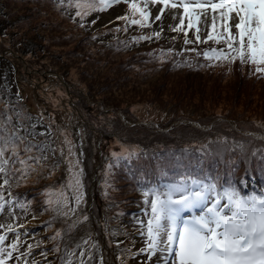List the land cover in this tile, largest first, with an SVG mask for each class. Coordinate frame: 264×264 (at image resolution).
Wrapping results in <instances>:
<instances>
[{
    "label": "trees",
    "instance_id": "trees-1",
    "mask_svg": "<svg viewBox=\"0 0 264 264\" xmlns=\"http://www.w3.org/2000/svg\"><path fill=\"white\" fill-rule=\"evenodd\" d=\"M18 1L0 0V16H2L4 21L1 26L2 29H5L4 31L0 30V61L8 63L11 68L14 67L15 71L13 73L18 70L21 72L24 71V67L18 61L14 60V56L11 54H4L3 50L8 48V44L13 43L16 38L20 41V46L23 49V52L20 54L26 58L25 54L38 53L39 55L42 49L47 48V36L41 35V31L50 32L49 42L57 45L60 43L56 42L60 40L70 41L73 38L74 29L70 24L77 29H83L91 27L94 24L93 21L97 23L100 20L101 12L96 11L91 12L83 19L77 17L75 14L77 9L74 6H69V0H63V2L62 0H28L29 8L27 12L31 13L36 9H40V4L45 5L48 3L49 7L44 11L48 17L39 23L36 21L37 25L34 26L33 31H35L34 33H38L39 36L23 38L20 37V34H17V30H15L16 25L17 23L20 25L31 16L27 13L19 14L20 10L13 8ZM15 10L16 12H13ZM126 14L130 15L129 10L123 15ZM52 15H58L60 21L56 20ZM136 18L139 17L137 16ZM62 22L65 25L67 24V26L69 25L72 31L67 26H62ZM150 24L152 25L151 19ZM126 27L127 30L125 31L124 29ZM155 31L157 30H152L151 27L140 28L138 26H128L127 21L118 19L114 23L103 24L93 32V43L96 50L92 56L90 55L91 60H89V57L86 58L88 61L81 58L83 62L86 61L85 63L89 64L90 62L91 65L93 64V66L90 65L91 71L93 70L94 72L92 80L95 81L96 77H99V80L96 81L100 85L98 90L105 92L107 96L103 104L111 107L108 111H88L92 119H99L102 116H106V114H111L110 116L114 117L113 124L109 126L104 123V126L113 128L112 130L115 133L137 132L139 135L153 134L163 139L159 140L160 142L168 143L161 156L163 160L156 161H153L151 156L147 157V155H144L143 150L136 152V147H130V149L134 148L136 152L134 157L136 159L132 157L124 158L122 161L127 162L122 164L123 167L120 168L117 166L114 168V177L111 179L110 197L108 196L103 200L100 195H97V180L99 177H96L94 180L95 187H93V192L95 196L91 197V193L86 195V199L89 202L93 200L91 207L93 214H97L100 217V210L105 208L111 209L109 219L117 225L116 229H118V232H121L120 234H125V232L129 233L131 236L127 235L128 239L132 235H136V238L133 237L136 240L138 236L133 227L128 226L126 231L123 232L122 229L120 230L118 223L125 226L123 221H132L137 216V212L147 207L143 203L141 191L142 189L150 187L152 184L171 183L183 174H189L198 178H216L219 176L221 182L234 179L239 184L238 179L247 172V178L254 176L259 179L262 186L261 192L264 190V160L261 159V155L264 154V140L254 139L252 136L240 133V130H261L264 132V77L259 74H253L252 69L248 65H241L239 62L233 64L224 61L217 62L215 60L209 62L203 55H197V52L203 53L211 48H217L218 44L212 41L201 43L189 38L188 40L192 42L186 44L182 43L183 39L176 35L166 38L160 35L157 39L154 36ZM141 36H149L152 38L138 41L133 39L134 37L138 38ZM89 37H91L90 34H87L84 38ZM100 38H102L101 41H95L100 40ZM206 38L201 37V41ZM75 48L74 50L77 49ZM192 49H195V51H192ZM118 61L121 62L118 63ZM117 69L119 70L117 71ZM113 71L117 73L116 76H111L114 73ZM156 73L162 74L174 86L177 94L182 96L179 100H174L171 97L172 104L170 107L169 102L167 103L169 101L167 98L163 101L160 100L161 93H163L164 89H159L153 83L152 87L147 84V81H151ZM90 76H92L91 73ZM111 77L113 80L108 83ZM40 82L37 81L35 85L42 87ZM110 86L112 87L108 91ZM175 90L171 89L170 91H174L175 94ZM16 94L12 91L9 93L12 103H15L16 100L19 102V95L16 96ZM168 94L171 93L169 92ZM53 95L51 93V96ZM56 95L60 98L58 106L61 105V102L66 96L68 97L65 99L68 101V106H72L71 109L73 108V104L69 102L73 97L70 92L64 90L62 95ZM88 95L93 97V99H96L95 96H97V94H90L89 91ZM122 96L129 98L127 101H130L133 105L130 109L124 107L123 104L119 106L113 101L118 100ZM144 96H149V98H142ZM150 97L156 98L157 101H154ZM79 99L82 101V97ZM213 101L223 103L226 106L225 109L221 111L214 110V107L207 104ZM120 102L123 103L126 100ZM1 103L5 104L4 101ZM17 105L11 107V116L21 111ZM151 105L160 106L159 110L168 114L166 121H159V125L167 127L171 124L170 128L162 131H151L143 124L135 123L129 125L128 123H124L114 111L116 108L121 109L127 120H129L128 115L132 112L131 108H134L143 116L148 117V108L151 109ZM62 106H64V103ZM74 109L73 111L75 113L82 112L85 108H82L80 104L79 106H74ZM57 110L60 111L59 108ZM91 112L95 114L96 118L94 115H91ZM7 113L9 114L8 111ZM66 114L67 111L65 113L63 112V118ZM149 115H151L150 112ZM134 116L138 117L136 114ZM177 120L182 121L175 123ZM193 121L198 122L202 126H207L209 123L211 125L208 128H202L199 124L195 125ZM222 133L230 135L232 138L240 141L239 151L213 153V146L215 147V144L212 143V137ZM113 136H115L114 133ZM126 148L128 149V146ZM210 152L212 154L208 155ZM116 153L117 151H113L111 156ZM229 153H232L233 156ZM210 156L211 158L207 162L199 159ZM231 161L232 165L230 164ZM110 162L112 163V160ZM96 163V161L93 162V165ZM220 165H224L225 167L232 166L233 174L228 175L223 173L218 175L215 172V168ZM91 166L92 164L88 166L87 175L89 178ZM105 170H108V167ZM144 173H147V175L144 176ZM165 173L167 174L165 175ZM122 176L124 177L123 179ZM88 180L90 182V179ZM12 183L13 187L10 189L12 196L19 197L21 201L29 204L27 210L17 207L15 209L16 217L11 220L19 228L21 238H24L26 241L24 232H36L37 230L34 228L19 227L23 224L25 218H27V211L34 209L32 199L37 205V208L44 211L40 218L36 219L41 226H48L53 221V216L49 215L47 210H45L47 209L45 204H39V201H35L36 197L32 198V191L26 189L21 190L20 187L24 185V182L19 187L15 186V180ZM25 185L28 186L27 184ZM240 187L243 194H251L253 191L261 194V192L254 189H243L241 185ZM4 194L6 198H12L8 195L7 191ZM116 209L119 211L118 213L115 212ZM21 212H24V215H20ZM58 217L64 219L62 215ZM140 218L144 219L142 217ZM0 222L6 221L2 220ZM102 225L103 221L101 220ZM102 228L105 232L102 233L103 236L101 234L99 236L103 240L96 241L95 244L97 247L92 248V251L88 252L91 255V259H88V254L84 257L86 264H89L94 258L96 263L99 260L98 264H101V258L102 264H115L114 260L116 256L114 254L126 264L130 256L124 250L125 245H127L126 241L118 239L119 237H116L108 226L106 228L103 225ZM67 229L68 227L65 228V230ZM55 233L50 234L51 237ZM64 235L66 237L68 233ZM108 238L112 239L107 240ZM51 241L53 246L58 245L60 247L63 241L66 242L65 248L66 245H70L69 241L63 239ZM64 249L60 250L59 254H56L58 259L51 264H62L63 261L69 259L68 256L63 257ZM97 251L101 253V256L96 255ZM107 253L111 255L112 260L109 259ZM32 256L34 257V255L27 257L29 262ZM98 257L99 259H97ZM77 260L80 264L79 258H75L76 263ZM48 262L50 261L46 260L45 264H48Z\"/></svg>",
    "mask_w": 264,
    "mask_h": 264
},
{
    "label": "rangeland",
    "instance_id": "rangeland-1",
    "mask_svg": "<svg viewBox=\"0 0 264 264\" xmlns=\"http://www.w3.org/2000/svg\"><path fill=\"white\" fill-rule=\"evenodd\" d=\"M40 6V9H36L32 11V13L27 12V9L29 8L28 0H19L18 3L13 6V8H15L16 10H20L19 14L27 13L31 16L27 20L23 21L20 25L17 23L15 30H17V34H20V37L30 38L33 36H39L38 33H34L35 31H33V28L35 25H37L36 21H38L39 23L43 19H47L48 15L45 14L44 11L49 7V4H40ZM149 7L152 12L151 29L157 31H160L162 29L161 35L163 38L176 35L183 39L182 43H185V39L188 40L189 38L196 41L195 27L186 32V29H189L187 27V24L189 22L187 17L184 18V31L174 32L171 30L173 27H177L180 25V19L183 16V9L181 7L178 6L176 9H165L160 21H155L154 17L158 14V9L162 8L163 6L150 5ZM16 10L13 12H16ZM128 10V5L121 3L120 5H115L112 8L101 12L100 20L97 23H94L91 27L77 29L72 24H70L74 29L73 38L70 41L60 40L56 42L60 43L57 45L49 42L50 32L39 30L41 31V35L47 36L46 39L48 40L46 41V44H48L46 46L47 48L42 49L39 55L38 53H28L25 54L26 58L21 56L20 53L23 52V49L20 46V41L17 38L13 43L8 44V48H5L3 50L4 54H11L12 56H14V60L18 61L19 64L24 67V71L21 72L18 70L13 73V71H15L14 67L11 68L8 63L0 61V103L3 101L5 102V104H0V131L6 129L8 134L19 131V134L26 138V143L31 142L36 145H46V151L44 154L47 155L48 160L44 162L43 167H38L35 172L31 173V175L27 179V182H21V184L23 183L24 185L20 187L21 190L26 189L28 191H32V198L36 197L35 201H39V204H45L44 202L47 199V197L45 196L46 191L50 189L58 190L60 187L66 184L71 176V172L69 169L72 167V164H75L77 160L79 161L78 169L83 170V183L86 195H89L91 193V197L95 196V193L93 192V187H95L94 180L96 179V177H99V179L97 180V195H100L103 200L108 196L110 197V188L112 185L111 179L112 177H114V168L117 166H119L120 168L123 167L122 164L127 162L122 161L124 158L132 157L136 159L134 157L136 155V152L138 150H143V154L147 155V157L151 156V159L153 161L163 160V157L161 156L163 155L165 146L168 145V143H165L163 141L160 142L159 140L163 139H161L158 135H139L137 132H128L121 134L119 132L115 133L112 130L113 128L111 129L104 126V123L109 126L113 124L114 117L110 116L111 114H106V116H102L99 119H97L95 114L92 112L91 115H94L96 119H92L88 114V111H108L111 108L103 104L107 96L105 92L98 90L100 85L96 81L99 80V77L97 76L96 80L93 81L92 79L94 76V72L93 70L91 71V64L90 62L89 64L85 63L86 61H88L86 60V58L89 57V60H91V56L96 50V47L93 43V32L103 24L114 23L117 20L118 16H122ZM52 16L56 18V20L60 21V17L58 15ZM3 23L4 21L2 19V16H0V30L2 31L5 30L2 29L1 26ZM210 24V17L207 21H205L204 16H201L200 23L196 25V27L200 28V37H207L208 33L210 32ZM62 26H67V24L65 25V23L62 22ZM67 27L70 28L69 25ZM70 30L72 31L71 28ZM185 32L187 33V36H185ZM87 34H90L91 37L84 38L87 36ZM101 40L102 38L95 41L99 42ZM74 48L76 50H74ZM81 58L86 61L83 62ZM120 62L121 61H118V63ZM91 66H93V64ZM118 70L119 69H117V71ZM113 72L114 73H112L111 76H116L117 73L115 71ZM90 73L92 74V76H90ZM112 80V77L109 78L108 83H110ZM37 81H41L40 85L42 87H37L35 85ZM152 83L154 84V86L159 87V89H164L163 93H161L160 100L163 101L165 98H167L169 100L167 101V103L169 102V107L172 104V100L170 99L171 97L174 100H179L180 98H182L181 95L177 94L174 86L162 74L156 73L151 81H147V84L150 87L153 86ZM111 87L112 86H110L108 91H110ZM171 89H174L176 93L174 94V91H170ZM64 90L70 92L73 95L72 99L69 100V102L73 104L72 109V106H68V101L65 100L66 98H68L66 96L64 97L65 99L61 102V105L58 106V101L60 98L56 94L62 95ZM11 91L17 93L16 96L19 95V102H17L16 100L15 103H12V100L9 97V93ZM88 91L92 95L97 94V96H95L96 99L90 97L88 95ZM169 92L171 94H168ZM28 93H31V96L37 102V109L35 107H31V99H29L30 96ZM51 93H53L54 95L51 96ZM80 97H82V101L79 99ZM142 98L148 99L149 96H144ZM119 99L120 101L126 100L127 103H121ZM128 99V97L122 96L121 98H118V100L113 101L116 102L119 106L123 104L124 107L130 109V107L133 105L130 101H127ZM152 99L154 101H157L156 98ZM84 102H86V104H84ZM63 103L64 106H62ZM80 104L82 108L85 109H83L82 112L74 113V106H79ZM207 104L214 107V110L218 111H221L226 107L219 101H213L212 103ZM15 105L19 106L21 111L11 116V107ZM151 107L153 109L148 108V117L143 116L140 112H138L134 108H131L132 112L130 115H128L129 120H127L121 109L116 108L114 111L124 123H128L129 125L135 123L143 124L148 130L151 131H162L170 128L171 124L167 127H162L161 125H159V121H166L168 114L159 110L160 106L151 105ZM58 108L61 112L57 110ZM189 108L191 107L189 106ZM17 110L19 109L17 108ZM7 111L9 112V114L7 113ZM65 111H67V114L63 118V112L65 113ZM149 112L151 115H149ZM134 114H136L138 117L134 116ZM181 121L182 120H177L175 121V123H180ZM193 123L195 125L199 124L195 121H193ZM210 125L211 123H209L207 126H200L202 128H208L210 127ZM240 131L241 134L252 136L254 139L258 138L264 140V132L261 130ZM113 133L115 134V136H113ZM239 142L240 141L232 138L230 135H227L225 133L214 135L212 137V143L215 144V147L213 146V153H221V151L237 152L239 151ZM126 146H128V149L126 148ZM21 147H23V145ZM130 147H136V152L134 148L130 149ZM69 148H71V156H69ZM113 151H117V153L111 156ZM61 152H63V155H61ZM210 154H212V152H210L208 155ZM229 154L233 156L232 153ZM32 155H41V153L34 149ZM209 158H211V156L199 159H203L205 162H207ZM111 160L112 163L110 162ZM69 161H71L72 163L70 164ZM95 161L97 163L93 165V162ZM53 164H58V166L55 168L54 172L49 175V169ZM91 164L92 166L90 167L89 178L87 173L88 166H90ZM230 164L232 165V161ZM17 167H19V165H17ZM107 167L108 170H105ZM145 167L148 168L147 165H145ZM224 167V165L216 167L215 172L218 175H221L223 173H226L228 175L233 174L232 166H226L225 168ZM145 175H147V173H144V176ZM123 178L124 177L122 176V179ZM88 179H90V182H88ZM25 184H27L28 186H26ZM32 202L34 209L28 210L29 212L27 211V218H25L22 225L23 227L32 229L34 228L37 230L36 232L25 231L24 233L25 238L27 239L26 241L24 240V238H21V240L25 244V247L21 248V251H24L26 249L27 244L34 245L32 254L34 255V257L32 256L30 258L31 264L33 261L37 262V264H45L46 260L54 263L58 259V256L56 254H59V252L52 251L55 246L52 245L50 234L60 231L62 235L68 233V235L63 240H67L70 243V245H66V248V242L63 241L61 243L60 250H63L65 248L63 257L67 256V251L75 250L77 252V256L72 258L73 264H79L78 260L77 263L75 262V258H79L80 252V249H76V245L81 243L85 239H89L94 243H96V241H102L103 239L99 235H102V233L105 232L102 228L103 225H105L106 228L108 226L111 232H113L116 237H119L118 239L126 241V244L128 246L125 245L124 250L130 255L126 264H144V262H146V257L132 255V253L137 252V250L143 246V237L140 236L136 240L133 238H136V235H132V237H129L128 239L127 235H131L125 232L128 226L139 230V225L136 222V217L130 222L123 221V224L125 226L118 223L120 230L122 229V231L125 232V234H120L121 232H118V229H116L117 225L112 223L109 219V216L111 214L110 211L112 210L106 208L100 210L99 217L97 214H93L91 210L93 200L92 202H89L88 199H86V203L83 204L77 212V217L80 218L81 225L78 224L75 228L72 229L71 232H67L65 228L69 227V225L72 223V220H75L77 217H72L71 219L66 220L65 218L63 219L61 217H58L59 215H57L56 212H54L50 208H47L48 214L53 216V221H51L48 226H41L36 219L40 218L41 214L44 213V211L37 208V205L34 203L33 199ZM115 212L118 213L119 211L116 209ZM139 213L142 214V217L144 219H146V217L144 216V211L140 210V212H137V215ZM20 215H24V212H21ZM84 215L88 216L89 219L87 221H83ZM2 220L11 222V220L9 221V218L7 216H4L3 219H0V221ZM101 220L103 221L102 226ZM11 239L12 234H9V241H6V243H9ZM110 239L112 238H108L107 240ZM38 241L41 242L40 246L35 247V244ZM90 251H92V248L88 247V252ZM42 252H47L46 259L43 255H41ZM96 255L101 256V253L97 251ZM107 255L109 259L112 260L111 255L108 253ZM114 256H116V259L114 260L115 264H124L121 259L117 257V255L114 254ZM97 259H99V257ZM60 262H62V260H60ZM98 262L99 260L96 263L94 258L89 264H98ZM9 264H13V262L10 261ZM153 264H155V258H153Z\"/></svg>",
    "mask_w": 264,
    "mask_h": 264
},
{
    "label": "snow or ice",
    "instance_id": "snow-or-ice-1",
    "mask_svg": "<svg viewBox=\"0 0 264 264\" xmlns=\"http://www.w3.org/2000/svg\"><path fill=\"white\" fill-rule=\"evenodd\" d=\"M121 3L128 5L130 15L118 16L117 19L127 21L128 26L140 28L151 27L150 5L163 6L158 9L155 21L162 19L165 9L181 7L183 16L180 25L173 27L172 31H184V18L187 17V27H195L196 42L212 41L224 45L220 49L197 52V55H203L209 62H239L248 65L253 74L264 77V0H69V6H74L76 16L82 19L91 12H104ZM201 16L205 21L209 17L211 19L210 32L203 41L200 28L196 27ZM161 31L154 32L155 38L160 37ZM151 38L141 36L133 39ZM191 42L185 39L186 44ZM25 140L19 131L11 134L6 129L0 131V219L4 216L9 221L14 219L17 207L27 210L28 203L12 196V181L15 180V186L19 187L48 160L44 154L46 145L26 143ZM34 149L41 155H32ZM261 159L264 160V154ZM78 165V160L72 164L70 179L64 186L45 192L47 208L66 220L77 217V212L86 203L83 170L78 169ZM57 166H51L49 175ZM247 176L246 172L237 184L234 179L221 182L219 176L198 178L183 174L171 183L152 184L142 189L143 203L147 206L143 210L146 219L137 218V223L143 246L132 255L146 257L144 264H153V258L155 264H264V190L261 194L255 191L243 194L240 185L247 186ZM6 191L11 199L5 197ZM88 219L87 215L83 216V221ZM79 223V217L72 220L67 231L71 232ZM9 234H12V239L6 243ZM64 238L61 232H56L50 239ZM40 243L38 241L35 247H39ZM23 247L25 244L19 228L12 222L0 223V264H9L10 261L13 264H30L27 257L33 254L34 245L27 244L26 249L21 251ZM88 247L96 248L97 245L89 239L76 245V249H80V264H86L84 257L88 254ZM52 251L60 252V247L57 245ZM41 255L47 258V252ZM67 256L69 259L63 264H73L72 258L77 256V252L67 251ZM88 259H91L90 254Z\"/></svg>",
    "mask_w": 264,
    "mask_h": 264
},
{
    "label": "bare ground",
    "instance_id": "bare-ground-1",
    "mask_svg": "<svg viewBox=\"0 0 264 264\" xmlns=\"http://www.w3.org/2000/svg\"><path fill=\"white\" fill-rule=\"evenodd\" d=\"M29 94V99H31V102H30V105L32 108H36L37 109V102L35 101V99H33V97L31 96V93H28Z\"/></svg>",
    "mask_w": 264,
    "mask_h": 264
}]
</instances>
